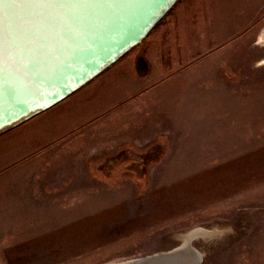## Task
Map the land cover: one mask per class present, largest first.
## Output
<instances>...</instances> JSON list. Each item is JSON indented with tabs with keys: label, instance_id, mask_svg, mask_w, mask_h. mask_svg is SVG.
<instances>
[{
	"label": "rangeland",
	"instance_id": "1",
	"mask_svg": "<svg viewBox=\"0 0 264 264\" xmlns=\"http://www.w3.org/2000/svg\"><path fill=\"white\" fill-rule=\"evenodd\" d=\"M179 30L189 47L165 48ZM263 31L264 0H176L86 85L0 132V264H105L191 230L210 234L192 241L201 264H264Z\"/></svg>",
	"mask_w": 264,
	"mask_h": 264
},
{
	"label": "water",
	"instance_id": "2",
	"mask_svg": "<svg viewBox=\"0 0 264 264\" xmlns=\"http://www.w3.org/2000/svg\"><path fill=\"white\" fill-rule=\"evenodd\" d=\"M176 0H55L46 7L0 4V130L51 108L137 45ZM136 72L149 67L136 58ZM207 237V235L205 236ZM105 264H201L192 244ZM183 253V255H181Z\"/></svg>",
	"mask_w": 264,
	"mask_h": 264
},
{
	"label": "snow or ice",
	"instance_id": "3",
	"mask_svg": "<svg viewBox=\"0 0 264 264\" xmlns=\"http://www.w3.org/2000/svg\"><path fill=\"white\" fill-rule=\"evenodd\" d=\"M16 4L19 6H26V7H46L52 5L55 0H15ZM4 3V0H0V4ZM3 27H4V20L3 17L0 16V59H2V36H3Z\"/></svg>",
	"mask_w": 264,
	"mask_h": 264
},
{
	"label": "crops",
	"instance_id": "4",
	"mask_svg": "<svg viewBox=\"0 0 264 264\" xmlns=\"http://www.w3.org/2000/svg\"><path fill=\"white\" fill-rule=\"evenodd\" d=\"M184 32H185V30L173 31L170 36L168 35L169 38H168L167 44L164 45L165 48H167L168 46H172L173 50H175L176 52H177V48H179V49L183 48V50H186V44L189 47V42H188L187 34ZM201 32L202 31L200 30L198 33L201 34ZM161 33L165 34L166 32L161 30ZM155 36H156L155 39L157 40L158 36L157 35H155ZM176 37L179 38L178 41H176V39H175ZM138 75H140V74H138Z\"/></svg>",
	"mask_w": 264,
	"mask_h": 264
},
{
	"label": "bare ground",
	"instance_id": "5",
	"mask_svg": "<svg viewBox=\"0 0 264 264\" xmlns=\"http://www.w3.org/2000/svg\"><path fill=\"white\" fill-rule=\"evenodd\" d=\"M259 43V42H258ZM260 43H261V45H263L264 44V31H263V33H262V35L260 36ZM195 235H202L204 238H208V237H205L206 235H209L210 236V234L209 233H207V232H203V230H198V231H195V230H191V231H187V233H183V234H181V235H178V237L181 239V237H182V239H181V241H180V244H178V245H180L179 246V251L181 250V248L184 246V244L186 243V242H188L187 240H188V238H190V237H197V236H195ZM199 237H201V236H199ZM199 237H197V238H199ZM203 237H201L202 239H204ZM181 255H183V253H181Z\"/></svg>",
	"mask_w": 264,
	"mask_h": 264
},
{
	"label": "trees",
	"instance_id": "6",
	"mask_svg": "<svg viewBox=\"0 0 264 264\" xmlns=\"http://www.w3.org/2000/svg\"><path fill=\"white\" fill-rule=\"evenodd\" d=\"M3 130H0V132H2Z\"/></svg>",
	"mask_w": 264,
	"mask_h": 264
}]
</instances>
